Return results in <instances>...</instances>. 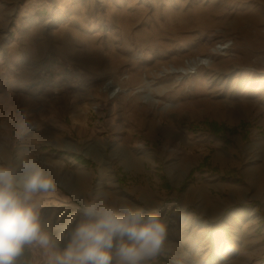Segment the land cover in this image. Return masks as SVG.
Returning <instances> with one entry per match:
<instances>
[{
  "label": "rangeland",
  "instance_id": "rangeland-1",
  "mask_svg": "<svg viewBox=\"0 0 264 264\" xmlns=\"http://www.w3.org/2000/svg\"><path fill=\"white\" fill-rule=\"evenodd\" d=\"M49 56L57 69L47 65ZM203 56L208 65L187 67ZM14 74L29 89L68 78L71 93L102 96L101 119L120 128L117 137H107L106 176H95L92 185L157 212L168 231L190 232V240L172 242L149 264L180 251L216 264L234 254L241 255L240 264H264V0H0V78ZM91 81L96 83L86 87ZM113 84L118 90L111 98ZM2 97L0 122L33 118L32 100ZM110 105L114 114L106 111ZM15 106L20 111L13 113ZM204 119L251 126L246 139L234 134L226 144L199 124ZM189 123L199 124L197 130ZM17 124L7 129L11 158L20 154ZM129 125L134 131L126 138ZM2 135L0 130V140ZM137 142L135 164L124 145ZM205 155L209 163L180 190ZM158 175L163 182L154 183L151 177ZM213 179L234 183L232 198L226 187L208 186L207 192L223 201L230 197L237 227L214 231L218 221L207 222L200 213L199 186ZM145 184L160 194L159 202L137 197L136 188ZM92 192L76 195L75 206ZM203 221L213 223L207 233Z\"/></svg>",
  "mask_w": 264,
  "mask_h": 264
},
{
  "label": "crops",
  "instance_id": "crops-1",
  "mask_svg": "<svg viewBox=\"0 0 264 264\" xmlns=\"http://www.w3.org/2000/svg\"><path fill=\"white\" fill-rule=\"evenodd\" d=\"M64 79L51 78L50 83L29 89L24 83H21V77L18 74H14L13 76L2 75L0 78V94H2L0 95V114L5 110L3 95L4 97L11 95L14 98L25 96L34 102V106L29 108L30 115L33 118L27 119V122L29 120V123L34 126L35 130L23 137H18L17 135V140L15 139V141H18L20 154L16 159L28 153L39 154L43 157L46 171L54 178L56 187L52 192L40 193L37 196V199L42 203L45 210L42 219L46 227L52 229L58 237H63L66 240L67 230H65V226L73 219L79 218L78 206H75V196L81 193H89L90 189L106 191L105 187L100 185V183L96 187L91 182L96 178L95 176L100 177V179L106 176V164L110 162L106 158L104 151L107 137L109 135L117 137V130L120 128V124L117 122H105L104 119H101L105 104L100 94L71 93V80L68 86L69 79ZM95 83L96 81L88 82L86 83V87L91 88ZM49 94H53V96L50 97V102L48 103L44 99L49 97ZM94 104L98 106L96 110L92 109ZM11 109L14 113V111L20 108L15 106ZM108 110H111L114 114L113 105H110L106 111ZM16 122L19 123V119L16 120L15 117L11 118L9 123L6 120L0 122V130L3 132L2 139L0 140V158L2 159H11L9 155L10 143L7 141L9 136L7 129L12 130V125ZM151 125H153L152 122H150L149 127ZM129 126L130 128L126 129V138L131 137L134 131L132 126ZM135 129L137 130L138 126ZM124 146L126 154H134L131 158L135 161L132 162L130 160V162L137 164L138 142L134 145L130 143V145L125 144ZM79 147L82 150H79ZM75 155L82 156L92 163L102 165L88 166L78 162L73 157ZM111 159L113 160V158ZM126 175L128 176V174ZM159 175L151 177L154 183L163 182ZM145 185L136 188L138 192L137 197L142 198L148 204L154 199L156 202H159L160 194L157 191L151 190L148 184ZM208 186L211 188L216 187L221 192L225 191L226 187L228 189L227 194L229 191L232 198L236 188L234 183L213 179L206 182V184L200 185L201 201L198 205L202 209L200 213L206 217L205 220L207 222H210V220L218 221V224L215 225L214 223V226H216L214 231L225 228V226L229 227L230 225L237 227L234 213L228 210L231 204L230 197L226 196V201L214 196L212 197L207 192ZM161 190L163 191L164 189L161 188ZM203 202L206 206H204ZM237 211H239V208ZM63 217L64 221H62ZM212 224L203 221L202 226L205 227L203 232L207 233V228L213 226ZM188 240H190V232L181 234V232L173 233L172 231H168L165 249L169 250L173 244L172 242L178 243L176 245H181L183 241ZM174 253V256L173 254H168L167 257V254H163L164 259H160L156 263L153 261L151 264H167V262L171 264H216V262L211 261V258L205 257L202 254H191L185 251ZM161 255H158L159 258ZM232 256L233 260L230 259L231 257H227L228 261L224 259V264H236V262L240 261V257L237 256L241 255L236 256L234 254ZM38 258V253L35 250L26 248L24 255L20 258L19 264H35Z\"/></svg>",
  "mask_w": 264,
  "mask_h": 264
},
{
  "label": "clouds",
  "instance_id": "clouds-1",
  "mask_svg": "<svg viewBox=\"0 0 264 264\" xmlns=\"http://www.w3.org/2000/svg\"><path fill=\"white\" fill-rule=\"evenodd\" d=\"M17 129L18 137L35 130L26 120ZM55 187L39 154L0 158V264H19L26 248L38 253L35 264H148L164 251L161 216L104 190L78 197L79 218L65 226L66 240L58 237L37 199Z\"/></svg>",
  "mask_w": 264,
  "mask_h": 264
},
{
  "label": "trees",
  "instance_id": "trees-1",
  "mask_svg": "<svg viewBox=\"0 0 264 264\" xmlns=\"http://www.w3.org/2000/svg\"><path fill=\"white\" fill-rule=\"evenodd\" d=\"M199 124H203L206 128L210 130L212 134L221 138L226 144H229L231 142V136L234 134H239L243 139H246L248 135V129L251 126L249 122L245 120H240L236 125L233 126H227L222 122H218L215 120H208V119H204ZM199 124L189 123L188 129L192 131L197 130V125ZM75 157L80 163L86 165L89 164V161L82 158L81 156H75ZM207 163H209V156L205 155L197 166L189 170L188 174L181 183L179 189L180 190L184 189L187 183L192 181V179L194 178L195 170H199L203 168Z\"/></svg>",
  "mask_w": 264,
  "mask_h": 264
},
{
  "label": "bare ground",
  "instance_id": "bare-ground-1",
  "mask_svg": "<svg viewBox=\"0 0 264 264\" xmlns=\"http://www.w3.org/2000/svg\"><path fill=\"white\" fill-rule=\"evenodd\" d=\"M227 47V44L225 45H219V47L217 48V50H222V49H225ZM210 63V58L209 57H198L196 60L195 59H191L190 62L187 63V67H195L196 65H208ZM112 85V81H107V83L105 84V88H107L108 86ZM115 87H117L116 85L113 84V87H112V91L115 89ZM112 91L110 93H112ZM189 191V190H188ZM190 191H192L190 189ZM193 192V191H192Z\"/></svg>",
  "mask_w": 264,
  "mask_h": 264
},
{
  "label": "built area",
  "instance_id": "built-area-1",
  "mask_svg": "<svg viewBox=\"0 0 264 264\" xmlns=\"http://www.w3.org/2000/svg\"><path fill=\"white\" fill-rule=\"evenodd\" d=\"M55 60H57V59H55L54 56H49L48 61H47V65H48L51 69H57V68H55V65H56ZM65 66H66V65H65ZM65 66H64V67H65ZM116 90H118V87L115 88V89L112 91V93L108 94V96L112 98V95H113V93H114Z\"/></svg>",
  "mask_w": 264,
  "mask_h": 264
}]
</instances>
